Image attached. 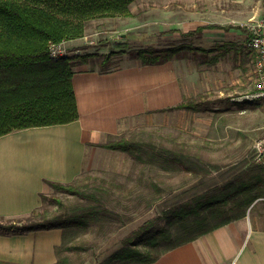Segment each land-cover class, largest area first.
<instances>
[{
    "label": "rangeland",
    "instance_id": "rangeland-1",
    "mask_svg": "<svg viewBox=\"0 0 264 264\" xmlns=\"http://www.w3.org/2000/svg\"><path fill=\"white\" fill-rule=\"evenodd\" d=\"M205 1L209 2L190 0V3H197L201 8ZM220 1L224 11L233 9L234 36L230 37L224 31L219 34L202 31L196 36L183 38L179 33L166 39V26H138L142 19L114 18L102 26L87 27L81 42L61 44L63 54L69 56L98 55L93 61L96 63L101 62L102 55L114 51L112 64L115 68L132 64L131 56L139 49L164 48L170 41L174 47L175 42L199 49H211L221 42L230 43V46L227 54L214 65L206 64L205 59L208 61L223 52L222 49L205 55L196 50L183 53L188 57L189 66L200 69V82L207 83L206 87L210 89L203 95L212 103L211 112L153 111L150 115L123 122L118 136L108 142L125 138L141 143V160L95 147L94 153L85 156L83 170L73 183L79 192L91 194L93 199L79 198L51 187L33 215L16 220L0 219L2 227L23 225L25 220L37 221L52 215L78 213L83 215V224L63 230L64 246L75 251H59L58 264H114L110 256L131 230L203 190L205 182L198 176L205 179L208 170L214 168L212 179L223 183L230 175L233 178L245 171L242 177L246 179L264 170L251 161L253 143L264 136V102L250 99L255 79L252 54L246 46L247 26L264 18L263 0H235V3L216 0L217 5ZM141 11L138 6L137 12ZM147 17L150 16H144ZM205 20L209 21L208 18ZM81 67L89 68V65L73 69ZM175 149L196 154V158L202 160L197 162L201 172L189 174L182 171L181 163H168L169 151ZM260 188L264 193V186ZM254 203H257L256 208L264 209V197ZM96 204L108 212L83 214Z\"/></svg>",
    "mask_w": 264,
    "mask_h": 264
},
{
    "label": "trees",
    "instance_id": "trees-1",
    "mask_svg": "<svg viewBox=\"0 0 264 264\" xmlns=\"http://www.w3.org/2000/svg\"><path fill=\"white\" fill-rule=\"evenodd\" d=\"M134 2L135 0H0V137L15 130L64 125L78 119L72 86L73 68L89 65L90 69L97 67L102 73L112 71L116 69L112 64L115 53L113 51L102 55L101 62L96 63L93 62L98 56L96 54H62L52 57L49 46L82 38L91 21L132 17L130 6ZM228 28L213 24L198 26L193 31L180 34L187 38L201 34L203 30ZM228 46L230 43L221 42L211 49H199L185 44L160 49H139L131 59L138 60L142 65H160L174 58H188L183 53L186 54L189 50L201 51L205 55L222 49L223 52L208 61L205 59L206 64L214 65L227 54ZM90 57L94 59L89 60ZM211 106L208 98L201 94L185 98L176 106L156 111L211 112ZM175 141L172 140L173 143ZM141 145L133 140L118 138L101 147L141 160ZM166 161L181 163L182 171L189 174L201 172L197 162L202 160L197 159L196 154L185 153L182 149L169 151ZM251 161L253 163L252 152ZM213 172L214 168L208 170L205 179L198 176V179L205 182L201 192L193 193L184 202L164 209L160 216L147 219L131 230L120 240V247L112 253L110 261L114 264H153L166 252L243 218L247 209L257 199L264 197L260 188L264 186L262 169L246 179L242 177L245 171L233 178L230 175V179L223 183L212 179ZM51 187L79 198L93 199L91 194L79 192L77 185L52 183ZM56 202L60 204L59 200ZM99 212L108 211L96 204L84 210L83 214L91 216ZM25 221L27 222L23 225H0V233L65 230L82 225L83 215L63 213L37 221ZM63 237L61 245L55 250L57 257L59 251H75L64 246Z\"/></svg>",
    "mask_w": 264,
    "mask_h": 264
},
{
    "label": "crops",
    "instance_id": "crops-1",
    "mask_svg": "<svg viewBox=\"0 0 264 264\" xmlns=\"http://www.w3.org/2000/svg\"><path fill=\"white\" fill-rule=\"evenodd\" d=\"M198 5H191L190 0H135L130 6L133 16L124 19H142L138 26H166V39L213 24L229 28L203 32L235 35L231 7L224 11L222 2L217 5L216 0L205 1L201 8ZM138 6L142 9L139 13ZM108 20L91 21L87 27L102 26ZM77 41L82 38L64 44ZM171 42L166 47H174ZM132 62L106 73L97 67L74 70L76 121L15 130L0 137V219L29 216L39 208L41 196L48 194L52 183H75L85 156L118 136L123 122L176 106L185 98L210 90L207 83L200 82V69L189 66L187 58H174L160 65ZM255 205L243 218L166 252L153 264H264V209ZM62 237V229L0 233V264H57L55 250Z\"/></svg>",
    "mask_w": 264,
    "mask_h": 264
},
{
    "label": "built area",
    "instance_id": "built-area-1",
    "mask_svg": "<svg viewBox=\"0 0 264 264\" xmlns=\"http://www.w3.org/2000/svg\"><path fill=\"white\" fill-rule=\"evenodd\" d=\"M247 48L252 54V74L254 76V91L252 100L264 102V18L259 19L247 26ZM50 54L57 57L63 54L61 44H50ZM253 163L264 169V136L257 139L252 145Z\"/></svg>",
    "mask_w": 264,
    "mask_h": 264
}]
</instances>
